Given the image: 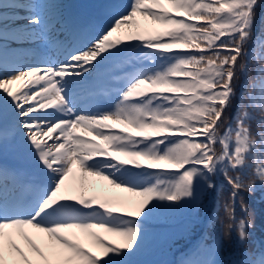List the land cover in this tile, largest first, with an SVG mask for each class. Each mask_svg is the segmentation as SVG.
<instances>
[{
  "label": "snow or ice",
  "instance_id": "obj_1",
  "mask_svg": "<svg viewBox=\"0 0 264 264\" xmlns=\"http://www.w3.org/2000/svg\"><path fill=\"white\" fill-rule=\"evenodd\" d=\"M260 2L130 0L108 28L63 60L8 66V42L32 35L41 20L35 12L9 15L26 5L0 0V144L19 135L43 177L34 183L13 175L9 190L0 166V264H134L154 211L194 205L202 193L211 196L217 192L213 178L220 176L230 186L225 205L230 223L223 236L230 239L235 228L238 242L246 243L254 224L250 219L235 224V201L247 213L240 193L253 194L257 183L264 189ZM19 19L28 24L12 27ZM124 60L123 76L113 74L119 78L108 107L82 106L73 86L95 99L92 81ZM241 75L245 81L234 105ZM113 125L130 131H112ZM74 166L79 194L66 184ZM89 176L136 199L85 197ZM28 231L43 234L47 243L37 246ZM97 231L119 243L106 242ZM69 232L81 234L98 252L64 235ZM213 244L211 259L190 264H264V249L226 260L220 258L221 236Z\"/></svg>",
  "mask_w": 264,
  "mask_h": 264
},
{
  "label": "trees",
  "instance_id": "obj_2",
  "mask_svg": "<svg viewBox=\"0 0 264 264\" xmlns=\"http://www.w3.org/2000/svg\"><path fill=\"white\" fill-rule=\"evenodd\" d=\"M256 11V31L259 32V21L261 17H264V0H261ZM255 67L254 63L249 65V71L253 74ZM251 78V76L248 77L249 80ZM244 81L245 77L241 75L236 82L237 101H234V105L238 102L240 88ZM245 104H247L246 98ZM231 114L230 111L229 115ZM252 127L255 132L256 125L253 124ZM247 178L246 176L245 179ZM213 181L217 185V192H213L211 196L202 193L194 205L158 208L154 211L145 226L146 236L143 246L138 254L131 258L134 264H190V262L205 260L208 255V246L216 247L213 241L217 236H221L223 240L220 256L222 259L240 260L245 250L258 252L264 249V189H261L257 183V190L253 194L240 193L244 204L247 205V213L242 211L241 200L237 198L235 201V224L238 225L242 219H250L254 224V227L248 229L246 243L240 244L235 228L230 239L223 236L230 223L225 211V205L229 203L230 186L223 176L214 177ZM99 233L106 242L119 243L118 238ZM88 250L98 252L91 244Z\"/></svg>",
  "mask_w": 264,
  "mask_h": 264
},
{
  "label": "rangeland",
  "instance_id": "obj_3",
  "mask_svg": "<svg viewBox=\"0 0 264 264\" xmlns=\"http://www.w3.org/2000/svg\"><path fill=\"white\" fill-rule=\"evenodd\" d=\"M75 1L76 0H68V3H65V0H16V2L24 4L26 5V7L16 9L14 11L9 10L8 14L17 15L19 17H26L30 15L31 12H35L39 14L41 24L39 25V27L35 28V31L32 35L26 37L23 41L10 40L8 42V44L6 45L8 50L5 54L7 65L8 63H29L36 62V59L42 60L43 58H49L48 56L52 54V51H56L58 46L60 45V43H58L57 46L53 48V43L60 39V34L53 33V30H61L62 27L66 26L65 24H62V22L64 21L63 15L64 13L69 11V8L74 4ZM90 1L93 2L97 7V16L96 19L92 20L90 24V26L93 27L92 32L89 33V31H87L85 33V35L81 39L80 47H83L89 42V40L103 32L105 30H102L103 28H106L108 25L110 26L113 23V18L119 13L126 11L130 4V0H116L118 4H113V0ZM58 19H60L59 22H57ZM136 20L141 25L147 24L150 26V22L144 21L139 17H137ZM52 22H55L56 25H52ZM96 23L100 24V26H96ZM27 24L28 21L26 19H19L14 24H12V26L17 27ZM64 32H66V30ZM68 34L69 33H67V35ZM67 41V39H64V46L66 45ZM68 44L66 45V47H68ZM57 57L58 54L52 61H55V59L57 60ZM123 64H127V61L117 62L113 64L112 67L123 69L120 68V66H123ZM102 82H104V80ZM48 111L51 110L48 109ZM111 130L120 131L122 133L130 131L129 129L124 128L122 125H113ZM17 137L19 138L17 142H11V140L7 138L2 144H0V159H6L12 162H16L21 168L30 165L32 168H36L35 164L37 160L35 156L26 146L22 138L19 135H17L16 138ZM87 139L93 138L87 137ZM95 142L100 143V141ZM73 171L75 172V174H71V176H69L66 184L76 188L77 194H79V169L74 166ZM85 184L87 186L86 190L84 191L85 197L96 196L98 200L104 199L108 200L109 202H115L116 200L127 201L128 199H136L129 198L127 193H122L118 189H113L107 183V181H102L95 177H87ZM28 235L30 239H32L33 242L37 244V246L42 247L47 243V238L44 237L43 234H37L32 231H28ZM64 235H67L70 238L75 235L78 242L82 241L81 244L84 242V237L79 233L69 232L64 233ZM13 240L15 243H17L18 246L24 249L23 243L18 238L13 237ZM83 246L86 247L87 245Z\"/></svg>",
  "mask_w": 264,
  "mask_h": 264
},
{
  "label": "bare ground",
  "instance_id": "obj_4",
  "mask_svg": "<svg viewBox=\"0 0 264 264\" xmlns=\"http://www.w3.org/2000/svg\"><path fill=\"white\" fill-rule=\"evenodd\" d=\"M64 1V0H63ZM68 3V0H65V3ZM72 7V6H71ZM70 7V8H71ZM70 8H69V10H70ZM68 12V11H67ZM66 12V13H67ZM69 12H71V11H69ZM60 21V19H58L57 20V22H59ZM62 24L64 25L65 24V22L63 21L62 22ZM52 25H56L55 24V22H52ZM67 29H69L68 28V26H66V27H62L61 28V30H53V33H56V34H60V35H62V37H64L65 36V33H64V31L65 30H67ZM43 58V57H42ZM37 63H39V62H42V61H49L48 59H46V58H43L42 60H39V59H36L35 60ZM117 63V62H116ZM115 64V63H114ZM99 82H100V80H98V81H92V83H94L96 86H99ZM14 88H15V86H14ZM96 88V87H95ZM49 143H50V141H49ZM75 174V172L73 171V173H72V175H74ZM70 176H71V174H70Z\"/></svg>",
  "mask_w": 264,
  "mask_h": 264
}]
</instances>
